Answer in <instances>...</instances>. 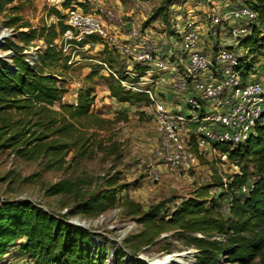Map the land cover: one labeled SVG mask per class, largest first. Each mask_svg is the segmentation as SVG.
I'll return each mask as SVG.
<instances>
[{"label": "trees", "instance_id": "16d2710c", "mask_svg": "<svg viewBox=\"0 0 264 264\" xmlns=\"http://www.w3.org/2000/svg\"><path fill=\"white\" fill-rule=\"evenodd\" d=\"M174 1L177 0H161L153 19L164 15ZM12 2L0 0V12L5 10L6 4ZM67 5L64 4L65 7ZM248 6L258 15L259 29L264 31V0H253ZM49 15L57 18L58 22L40 27H32L29 23L17 26L18 30L28 29L14 36L22 46H15L11 42L2 45V49L12 50V65L0 59V149L12 148L18 158L26 161L51 153V157L56 158L59 164L63 162L64 156L76 148L80 157H89L87 139L83 134H77L87 128L79 119L93 117L89 106L92 98L86 92L78 95L76 107L61 104L59 111L51 110L61 100L64 90L57 84L64 80L56 78L53 73L43 74L41 71L42 66L56 65L61 61V51L54 42L67 26L63 23L64 15L57 9H50ZM19 21V16H12L5 25L13 28ZM259 29L256 30L258 36L246 39L243 45L261 54L264 32L259 36ZM33 41L43 43V47L36 51L34 68L26 62L27 54H23L25 47ZM88 41L95 43L97 39L90 38ZM108 54L107 48L101 52L106 62L111 61ZM66 63L63 64L64 69H67ZM57 76L62 77V74ZM108 89L110 96L120 104L146 101L145 96L132 94L113 80ZM13 110L22 111L27 118L26 122L10 123L8 113ZM49 137H54V140L44 144L43 141ZM100 144L99 150H102ZM220 149L226 152L229 161L241 164L253 159L256 162L253 175L249 173L247 164H244L240 175L227 177V193L222 192L223 183L219 178L210 184L200 185L180 202L165 200L144 206L128 196L127 191L131 185H117L118 180L114 176L103 180L96 192L85 194L82 198H78L80 179H66L50 186L46 190L48 196L73 197V205L60 215L29 200H0V259L18 249L33 264H109L110 261L106 260L93 241L92 233L67 220L75 216L96 218L111 209H121L123 214L142 227V232L133 237L137 240L135 246L139 247L133 246L132 251H129L132 256L152 244L161 234L178 231L201 235L187 237L195 250V264H264V125L258 126L244 144L233 149ZM116 151L114 148L110 154L118 155ZM250 179L253 181V189L247 195L240 192L234 194L238 187L246 185ZM230 193L233 194L232 205L227 212L222 213L220 205ZM213 236H220L223 241L211 240ZM115 255L113 264H140L132 256L128 262L120 263L124 257L122 249H117Z\"/></svg>", "mask_w": 264, "mask_h": 264}, {"label": "built area", "instance_id": "2783aa9c", "mask_svg": "<svg viewBox=\"0 0 264 264\" xmlns=\"http://www.w3.org/2000/svg\"><path fill=\"white\" fill-rule=\"evenodd\" d=\"M46 5L64 15L67 29L55 40L58 49L66 52L75 48L76 52L81 49L79 44L86 41L84 48L96 43L111 55H120L132 63V69L123 72L122 78L105 63L99 64L123 89L146 97L159 138L154 159L147 163L148 175L154 182L162 177L156 161L163 162L168 172H188L196 166L199 155L216 154L222 165H229L231 173L241 174L238 165L229 161L220 148L244 144L258 126L264 125V86L254 81L253 71L254 61L264 57V47L258 54L243 45L246 39L258 36L256 30L260 28L252 8L242 4L223 11L209 6L203 10L201 20L197 7H187L179 0L167 7L166 24L157 17L159 23H151L153 19L142 27L150 10L138 0L128 17L95 0H47ZM134 13L143 18L140 20ZM153 24L162 25L165 33L156 32ZM259 30L262 36L263 29ZM122 34L127 42L118 39ZM90 38L97 41L90 42ZM209 39L212 50L206 48ZM36 61V53L27 52L28 65L34 68ZM72 86L78 89L80 83L75 81ZM77 98L74 94L73 107L78 104ZM221 179L222 192L227 193L229 180L226 176ZM252 179L234 194L247 195L253 189ZM232 199L233 194H228L220 212H227ZM211 240L223 238L213 236Z\"/></svg>", "mask_w": 264, "mask_h": 264}, {"label": "rangeland", "instance_id": "374dc122", "mask_svg": "<svg viewBox=\"0 0 264 264\" xmlns=\"http://www.w3.org/2000/svg\"><path fill=\"white\" fill-rule=\"evenodd\" d=\"M120 1L123 2L124 8L129 9L137 0ZM138 1L144 2L150 10V14L145 17L146 20L142 22L141 26L143 27L148 24L147 22L153 20L156 10L161 5V0ZM180 1L185 2L187 7H197L196 14L203 20V10L209 6L214 7L217 4L218 8L222 10L221 8L229 2H234V6H239L242 4L251 5L253 0H227L220 4L217 3L218 0H215V5L212 2L206 3V0ZM46 4L47 0H13L12 3L5 5L3 12H0V35L4 34L5 37L8 34L0 44V59L8 65H12V50L2 49L3 43L9 45L8 43L11 42L15 46H22L14 36L18 32L28 31L27 28L18 30L17 26L29 23L32 27H40L53 23L54 19L55 23L58 22L57 18L49 15L50 8ZM12 16H19L20 21L13 28H9L5 23ZM158 18L166 24L168 14L165 13ZM204 32L202 29V33ZM7 38L9 40L6 41ZM210 43L211 40L209 39V45H206V48L212 50ZM41 47H43L42 42L33 41L25 47L23 54L30 51L36 53ZM59 50L61 51V49ZM99 50L100 48L91 46L88 50L77 53L74 52L75 48H68L66 52L61 51V61L56 65L48 67L41 65V73H53L52 75L56 78L59 77L58 74H62V78L65 80L58 81L57 86L63 88L64 92L60 102H56L51 110L59 111L61 104L71 105L74 94L78 97L80 94L89 92V96L92 98L91 105H89L90 114L93 117L80 118L79 121L87 128L84 131L79 127L80 133H75L77 135L83 134L87 139L86 146H89L87 151L90 152L89 157H80L78 150L76 151L78 148H76L64 156L63 162L58 164L56 158L51 157V153L49 155L45 153L35 160L26 161L18 158L12 148L0 149V200H29L54 214L60 215L73 205V197L48 196L46 190L50 186L66 179L69 181L80 179L81 186L78 189L80 191L78 198H82L85 194L96 192L102 186L103 180L115 176L118 180L117 185H131L127 194L132 200L148 206L165 200L180 202L181 199L188 198L191 192L200 185L210 184L221 176L228 177L233 174L227 163L222 165L219 162L216 154L209 157L199 155L196 166L188 172H168L163 162L156 161L162 177L158 182H154L148 175L147 163L154 159L159 138L153 123L151 108L147 105V101L120 104L110 96L108 86L113 77L111 74L105 76L107 70L97 62L105 63L106 67L120 78L124 77L123 71L120 66L115 65L114 61L106 62L100 58ZM77 57L81 61L71 65L66 63L67 60L74 61ZM90 59L94 60L91 61ZM65 63L67 69H64ZM253 71L257 73V76H262L264 79L263 56L259 57L257 62L254 61ZM75 81L80 83L78 89L71 87ZM262 85L264 86V82ZM139 87L141 88V86ZM129 92L145 96L142 93ZM62 113L67 114L66 111ZM8 116L10 123L17 121L25 123L27 120L22 111L13 110L8 113ZM98 119L103 121L99 122ZM34 130L35 128L32 129V131ZM8 136L9 134L5 138ZM52 140L54 137H49L43 143H51ZM99 142L103 147L102 150H99ZM91 143L92 145H89ZM114 148L118 150L116 151L118 155L110 154ZM232 163L238 165L240 172L242 166L247 164L249 173L254 174L256 162L253 159L241 164L237 161H232ZM171 205L172 203H170ZM67 221L81 225L92 233L93 241L99 246L106 260L110 261L109 264H113L117 249H122L124 252V257L120 259V263L128 262V258L132 256L129 251L131 252L137 243L133 237L142 232L141 225L123 214L121 209H111L96 218L84 219L75 216ZM189 236L197 235L178 231L163 233L152 244L141 248L136 256L132 257L140 264L162 261L168 256H178L177 258L181 259L183 264H195L193 257L195 250L187 239ZM138 247L135 246V248ZM12 253L15 254V258L23 257L28 260L25 255H20L18 249L11 251L10 254ZM104 264L108 263L104 262Z\"/></svg>", "mask_w": 264, "mask_h": 264}, {"label": "crops", "instance_id": "0c3cea01", "mask_svg": "<svg viewBox=\"0 0 264 264\" xmlns=\"http://www.w3.org/2000/svg\"><path fill=\"white\" fill-rule=\"evenodd\" d=\"M99 5L100 4H102V5H105V6H108V7H111V8H113V10L118 14V15H120V16H125V17H128V16H130L131 15V13H133V4H134V2H133V4H132V6L128 9V8H124L123 7V2H121L120 0H95ZM177 1H179V0H177ZM212 1V4H214L215 5V0H208V4L210 3ZM217 1V0H216ZM225 1H227V0H218L217 1V3L218 4H220V3H223V2H225ZM174 2H176V1H174ZM173 2V3H174ZM201 4V3H200ZM235 5V3L234 2H229V3H226L221 9L223 10V11H228L229 9H231L233 6ZM198 6V5H197ZM204 6V5H203ZM216 6H218L217 4H216ZM198 9V8H197ZM134 16H137L140 20L143 18V16L141 15V14H139V13H134ZM157 18V17H156ZM155 18V19H156ZM153 20L151 23H154V24H156L158 21V19H156V20ZM157 21V22H156ZM159 23V22H158ZM153 24V25H154ZM153 28H155L156 29V32H160V31H162V34H164L165 32H163V26L162 25H154L153 26ZM120 36V38H118L120 41H122V42H127L128 40H127V37H126V35L125 34H122V35H119ZM81 44V43H80ZM79 44V47H81V49H78L76 52L77 53H79V52H84V51H86V50H88L91 46H89V47H87V48H84V44H83V46H81ZM86 44V43H85ZM92 46H96V47H98V48H100V50H99V54H100V58H103V56H101V52H102V50H103V48L99 45V44H96L95 43V45H92ZM108 51V50H107ZM108 55H109V57L111 58V61H114L115 62V65L116 66H120L121 67V69H122V71L125 73V71L126 70H128V69H132V67H133V65H132V63H127L126 62V60L125 59H123V57H121L120 55H111V53L108 51ZM91 60V59H90ZM94 59H92L91 61H93ZM79 61H81L78 57L77 58H75V60L74 61H72L70 64L68 63L69 62V60H67V64L68 65H71L72 63L74 64L75 62H79ZM94 62H97V61H94ZM97 63H100L99 61L97 62ZM68 71V70H67ZM66 71V72H67ZM103 72H105V70H102ZM114 73V72H113ZM109 74L108 73H106L105 74V76H108ZM60 80H64L62 77H58ZM111 78V77H110ZM113 79V81H115L114 80V78H112ZM65 81V80H64ZM254 81H260L262 84H263V82H264V79H263V77L262 76H257V73L254 71ZM72 88H73V86H71ZM11 253V252H10ZM10 253H8V254H6L5 256H3V258L2 259H0V264H32L31 262H29L28 260H25L23 257L21 258V257H17V258H15L14 257V253H12V254H10ZM20 253V252H19ZM10 254V255H9ZM20 255H21V253H20Z\"/></svg>", "mask_w": 264, "mask_h": 264}, {"label": "bare ground", "instance_id": "6f19581e", "mask_svg": "<svg viewBox=\"0 0 264 264\" xmlns=\"http://www.w3.org/2000/svg\"><path fill=\"white\" fill-rule=\"evenodd\" d=\"M6 37V36H5ZM4 34L0 35V44H2V40L5 38ZM178 256H168L166 257L164 260L162 261H151L149 263L146 264H183V261L179 258H177Z\"/></svg>", "mask_w": 264, "mask_h": 264}, {"label": "water", "instance_id": "95a60500", "mask_svg": "<svg viewBox=\"0 0 264 264\" xmlns=\"http://www.w3.org/2000/svg\"><path fill=\"white\" fill-rule=\"evenodd\" d=\"M71 224H74V225H77V226H81V225H78V224H76V223H71Z\"/></svg>", "mask_w": 264, "mask_h": 264}]
</instances>
